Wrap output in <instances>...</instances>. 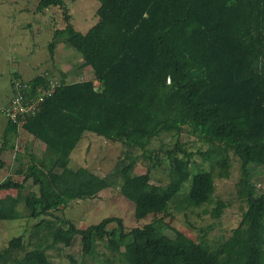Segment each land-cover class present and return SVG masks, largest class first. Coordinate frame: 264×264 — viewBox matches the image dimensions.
I'll return each mask as SVG.
<instances>
[{"label": "trees", "instance_id": "1", "mask_svg": "<svg viewBox=\"0 0 264 264\" xmlns=\"http://www.w3.org/2000/svg\"><path fill=\"white\" fill-rule=\"evenodd\" d=\"M96 1L95 23L80 33L63 0H38L33 14L57 8L63 21L46 45L49 65L27 79L7 74L0 192L27 181L36 192L0 197V220L21 219L22 205L35 222L26 240L12 237L0 249V264H58L49 252L75 240L79 253L66 254L65 264H264V192L256 182L264 173V0ZM59 45L78 59V77H92L68 80ZM15 99L21 125L9 115ZM20 130L45 146L51 163L29 153L21 169L2 176L1 154ZM86 132L121 146L107 176L70 166ZM137 163L144 173H133ZM234 167L226 200L215 194V180ZM157 168L165 184L151 182ZM108 190L132 204L140 225L110 216L79 228L56 213ZM233 201L236 226L213 240L215 223L194 234L189 223L185 231L174 225L187 213L217 221Z\"/></svg>", "mask_w": 264, "mask_h": 264}, {"label": "rangeland", "instance_id": "2", "mask_svg": "<svg viewBox=\"0 0 264 264\" xmlns=\"http://www.w3.org/2000/svg\"><path fill=\"white\" fill-rule=\"evenodd\" d=\"M38 0H0V74L4 78L7 77L6 72H17L19 66L26 73L30 74V70H34L32 74H36L39 68L34 67L33 64L43 62L47 57L46 45L51 41V34L53 29L63 26L61 18V10L57 8H50L44 13L33 14V10ZM70 15V22L73 28L80 33H85L95 23V11L99 3L96 0H63ZM26 10V12H23ZM26 23H32V29L26 28ZM64 47V48H62ZM68 49L65 46L59 45L57 48L58 56L63 59L61 67L66 73L68 80H77L78 78H91L92 74L89 71L81 73L78 77L75 74L74 64L78 61L75 55H68ZM42 56L40 59L38 57ZM29 65H28V64ZM17 64V67L16 65ZM27 64V66H26ZM15 65V67H14ZM19 65V66H18ZM29 70V71H28ZM31 70V71H32ZM78 78H74V77ZM1 81V80H0ZM94 84H96L94 82ZM0 86V102L4 101V93ZM19 142L18 152H7L4 155V160L9 165H14L16 161L27 163L29 161V153L34 154L37 158L43 159L45 163H51L44 155L45 152L40 146L34 145L23 136L17 139ZM154 141L153 144H157ZM43 145V144H42ZM121 146L119 143L108 142L99 136L86 132L82 139L78 142L76 148L70 155V166L73 168L85 167L97 176H107L116 162ZM19 155V156H18ZM10 162H12L10 164ZM59 169H54L53 174L58 175ZM145 172L144 166L137 163L134 174H142ZM7 169L3 171L2 176H5ZM15 181H20L22 177L14 176ZM237 179V172L235 167L231 169V175L228 179L215 180V194L223 199L229 200L233 193L234 183ZM151 182L154 184H165L167 177L162 168H157L151 172ZM259 189L264 192V173H260L256 178ZM45 186L48 187L47 182ZM36 192V188L31 186V182L27 181L22 190H9L0 192V197L4 196H18L23 197L28 192ZM20 210L23 212V217L19 220H0V249H2L7 241L12 237L23 235L26 240L31 226L35 221L26 217V212L22 205ZM65 219L71 220L77 227L83 228L89 224L97 223L102 218L115 216L123 221L125 227L131 228L142 223L136 221L133 216V206L130 202L123 201L121 197L112 191H103L98 196L90 200L70 202L66 208L56 212ZM178 220L174 225L181 230L187 228L188 223L196 227L191 232L194 234L198 232L199 228H205L210 223H215L214 228L207 234L208 240L217 238L218 235L228 232L235 227L239 220V211L237 205L233 201L232 204L225 209L220 219L212 221L208 215L187 213V217L179 214ZM144 222V221H143ZM110 225L109 227H113ZM164 230L163 226L157 228V233ZM167 234L169 232H166ZM80 243L75 240L72 247L57 253L50 251L54 261L58 264H65L66 254L77 255L79 253Z\"/></svg>", "mask_w": 264, "mask_h": 264}, {"label": "crops", "instance_id": "3", "mask_svg": "<svg viewBox=\"0 0 264 264\" xmlns=\"http://www.w3.org/2000/svg\"><path fill=\"white\" fill-rule=\"evenodd\" d=\"M32 24V23H31ZM42 56L40 55V57H38L39 59L41 58ZM28 64V63H27ZM27 64H26V66H27ZM16 65V67H17V64H15ZM15 65H14V67H15ZM29 65V64H28ZM39 65L41 66V67H46V66H48L49 64H47L46 63V61H45V58L43 59V62H40V64L38 63V62H36V63H34L33 64V66L34 67H36V69H37V67L39 68ZM60 65V64H59ZM58 65V66H59ZM19 66V65H18ZM28 69V67H24V68H22L21 66H19V69L17 70V73L21 76V78H24V79H27V78H29L30 76H31V74H29V73H27L26 74V72L23 70V69ZM32 70V69H31ZM30 70V71H31ZM29 71V70H28ZM7 74H9V72H6V75ZM2 78H3V76H2V74H0V86L2 87V89H3V91H1V92H3L4 93V101H1L0 102V106L1 105H3L6 101H7V97H8V95H9V90H5V86L4 85H6V87L8 86L7 84H8V82H9V78L10 77H6V78H4V81H2ZM8 80V81H7ZM5 123H6V119L3 117V115H1L0 114V137L2 136V134H3V132H4V130H5ZM19 136L20 137H24L25 139H28L29 141H31V143H33V140H32V137L30 136V135H28L26 132H24V131H22V130H20V131H18L17 132V137L14 139V148L12 149V150H10L11 152L13 151V153H17L18 152V145H19V142L17 141V139L19 138ZM18 144V145H17ZM34 144V143H33ZM35 145V144H34ZM41 148H43V150H44V152H46V148H45V146L44 145H41L40 146ZM10 151H5V152H3V154H1V158H2V161H4V163H5V168L6 169H10V170H8L9 172H12L14 169H21L24 165H25V163H22L21 161H16V162H14L13 164L14 165H12L11 163L12 162H10V164L11 165H9V164H7L6 162H5V160L3 159L4 158V155H5V153H7V152H10ZM19 156V155H18ZM14 180L16 179V178H13Z\"/></svg>", "mask_w": 264, "mask_h": 264}, {"label": "built area", "instance_id": "4", "mask_svg": "<svg viewBox=\"0 0 264 264\" xmlns=\"http://www.w3.org/2000/svg\"><path fill=\"white\" fill-rule=\"evenodd\" d=\"M96 83V82H95ZM94 85H97V83L96 84H94ZM17 103H18V99H15L14 101H13V105L10 107V112H9V115H10V117L12 118V119H14V120H16L18 117H19V119L21 120V121H19L18 123H19V125H21L22 123H23V120H22V114H21V112H22V107L20 106V105H17ZM32 108H26L24 111H29V110H31Z\"/></svg>", "mask_w": 264, "mask_h": 264}]
</instances>
